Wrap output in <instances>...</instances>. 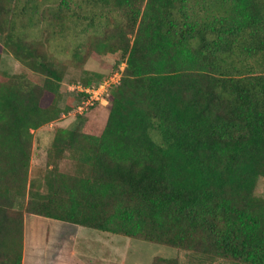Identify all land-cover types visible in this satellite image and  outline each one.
<instances>
[{"label":"trees","instance_id":"trees-1","mask_svg":"<svg viewBox=\"0 0 264 264\" xmlns=\"http://www.w3.org/2000/svg\"><path fill=\"white\" fill-rule=\"evenodd\" d=\"M36 6L0 0V45L45 77L0 70V264L23 263L25 213L264 264V199L255 195L264 176V0H61L43 14L51 26L77 18L92 32L87 55L105 64L120 53L125 63L103 134H55L50 158L68 152L81 175L55 165L30 173L32 131L73 109L59 105L69 66L18 29Z\"/></svg>","mask_w":264,"mask_h":264},{"label":"rangeland","instance_id":"rangeland-1","mask_svg":"<svg viewBox=\"0 0 264 264\" xmlns=\"http://www.w3.org/2000/svg\"><path fill=\"white\" fill-rule=\"evenodd\" d=\"M35 1L37 3L22 0L23 5L37 4L39 13L33 14L34 9L30 8L29 13L18 20V29L23 33H29L32 39L42 40L47 47L50 60L69 66L65 82L84 83L85 77L96 78L97 74L102 76L100 82L103 80H108L110 83L117 81L116 73H121L125 66L120 53L104 56L105 64H100L86 52V44L92 33L89 30L90 27L83 26L77 18L72 19L67 26H51L43 21L42 16L43 14L49 16L53 8L59 6L61 0ZM70 5L77 10L76 1H71ZM80 11L78 10L79 13ZM23 23L26 24L25 28H21ZM0 55L2 74L7 76L24 74L33 83H43L45 79L43 75L24 67L5 51L2 45H0ZM62 90L63 97L60 100V107L64 110L72 105L74 107L76 98L64 93V88ZM110 106L111 102L108 105L98 104L82 117H76L73 112L69 114L71 110L64 111L58 120L33 130L30 173L38 170H40L39 173L47 172L52 165H55L56 170L61 173L81 175L76 160L71 158L68 152H65L61 158L59 156L50 158L55 134L59 130L67 129L100 137L106 128ZM43 193H47L46 186ZM255 195L264 199V176L258 178ZM27 200V197L19 198L16 202L17 209L25 211ZM25 229L26 264H83L81 260L87 264H153L156 257L174 258L179 264H237L144 239L89 229L27 213H25ZM72 250L76 255H71Z\"/></svg>","mask_w":264,"mask_h":264},{"label":"built area","instance_id":"built-area-1","mask_svg":"<svg viewBox=\"0 0 264 264\" xmlns=\"http://www.w3.org/2000/svg\"><path fill=\"white\" fill-rule=\"evenodd\" d=\"M115 76H118L116 82L110 83L108 80H103L102 82L91 85H86L80 81H64V93L75 97L77 100L76 105L69 114L73 112L76 117L84 116L98 104L108 105L110 103L111 90L120 83L122 72L116 73Z\"/></svg>","mask_w":264,"mask_h":264},{"label":"crops","instance_id":"crops-1","mask_svg":"<svg viewBox=\"0 0 264 264\" xmlns=\"http://www.w3.org/2000/svg\"><path fill=\"white\" fill-rule=\"evenodd\" d=\"M25 234H26V229H25ZM25 247H27V243H26V238H25ZM71 255H76V253L72 250L71 251ZM27 257H26V251L24 249V256H23V263L22 264H26L27 261H26ZM83 262V264H87L85 261L81 260Z\"/></svg>","mask_w":264,"mask_h":264}]
</instances>
